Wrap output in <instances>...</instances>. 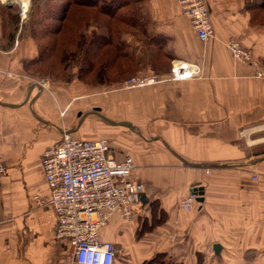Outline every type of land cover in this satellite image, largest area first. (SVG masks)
I'll return each instance as SVG.
<instances>
[{
    "label": "crops",
    "instance_id": "0c3cea01",
    "mask_svg": "<svg viewBox=\"0 0 264 264\" xmlns=\"http://www.w3.org/2000/svg\"><path fill=\"white\" fill-rule=\"evenodd\" d=\"M147 1L148 17L167 35V61L200 72L174 81L170 65L166 80L143 92L148 103L117 93L90 107L87 89L43 85L28 72L38 43L15 37L18 10L0 0V264H77L70 241L57 237L42 167L64 131L109 141L117 161L134 159L132 179L145 185L146 208L128 221L115 215L100 231L116 247L115 264L119 256L143 264L159 253L178 264H264V23L253 21L254 0H205L216 32L206 43L177 0ZM257 13L260 21L264 11ZM230 39L251 63L233 59ZM97 109L109 121L98 115L105 121L98 124ZM195 189L186 212L181 202Z\"/></svg>",
    "mask_w": 264,
    "mask_h": 264
},
{
    "label": "built area",
    "instance_id": "2783aa9c",
    "mask_svg": "<svg viewBox=\"0 0 264 264\" xmlns=\"http://www.w3.org/2000/svg\"><path fill=\"white\" fill-rule=\"evenodd\" d=\"M17 3L23 22L28 17L29 7ZM177 3L201 42L215 39L205 0H177ZM226 47L235 61L252 62L251 53L236 39L228 40ZM199 72V67L175 60L170 79L190 80ZM163 81L153 75L132 78L126 85L134 88ZM41 83L45 85L44 81ZM42 167L51 193L49 203L58 218L57 237L70 241L74 261L77 264H115L116 247L111 242L101 241L100 231L113 216L128 221L146 208L143 203L145 185L132 179L136 169L134 159L127 155L117 161L109 141L82 140L64 131L61 141L44 153ZM4 171L5 166L0 163V175ZM196 201L195 195H189L181 202V209L192 211Z\"/></svg>",
    "mask_w": 264,
    "mask_h": 264
},
{
    "label": "trees",
    "instance_id": "16d2710c",
    "mask_svg": "<svg viewBox=\"0 0 264 264\" xmlns=\"http://www.w3.org/2000/svg\"><path fill=\"white\" fill-rule=\"evenodd\" d=\"M142 1L45 0L39 22L41 27L36 34L38 55L27 62V70L39 76L44 73L55 76L56 70L62 68L67 73L61 78L64 82L85 81L93 77L99 84L97 86L110 84L107 81L109 67L116 59L131 61L133 68L139 66V61L135 60L136 52H127L130 45L121 35H132L138 30L146 32L147 22L135 10ZM250 11L253 21L264 23V17L260 16V21L255 18L257 12L264 11V0H254ZM148 44L163 52L167 37L158 34L151 37ZM143 264L178 262L168 254L159 253Z\"/></svg>",
    "mask_w": 264,
    "mask_h": 264
},
{
    "label": "rangeland",
    "instance_id": "374dc122",
    "mask_svg": "<svg viewBox=\"0 0 264 264\" xmlns=\"http://www.w3.org/2000/svg\"><path fill=\"white\" fill-rule=\"evenodd\" d=\"M27 1L29 3L28 17L25 21L20 23L21 25L20 28L17 27L15 31V37L20 40H23V38L28 37V39L33 38L34 39L33 41H36V34L37 32H39V29L41 27L39 22L43 10L45 9V0H27ZM9 2H12L14 7H16V9L18 10V14H19V6L17 1L14 0ZM147 4L148 1L143 0L142 2L138 3L135 6V10L138 12V14L141 15L144 20H146L145 22H147L146 32L144 30L143 31L138 30L132 35L130 34L126 35V33L121 35L123 36L122 39L130 45V47L127 48V52L129 53L136 52L135 60L139 61V66L133 68V64L131 63V61L122 58L116 59L115 62L109 67L107 81L110 84H106V86H97L99 84L97 80L93 77L90 79H86L85 81H79L78 79H74L70 83H67L61 80V78H63V75L67 74L62 70V68L56 70L55 76L50 75V73H44L43 76H39L37 74H34L33 72L31 74L35 75L36 77L40 78L43 81H47V82L53 81L64 85H72L76 83V86L79 87V89H87L85 93L89 92L90 95H92L90 96V98L87 99V103L90 104V107L91 106L99 107L100 104H102V102H106L105 98L107 97L113 98L117 93L124 94V100L128 103L131 102L148 103L147 93H143V92H146V90L150 89L151 87L163 83L166 80L163 77L167 76V70H169L170 65H171L170 71H172L173 62H171L172 63L171 64L170 61H167V46L165 49H163V52H160L159 50L155 49L154 47L148 44L151 37L156 36L158 34L163 35L162 34L163 31H161V33L157 31V29L155 28V24L151 21L152 19L148 17L147 11H145V9H147ZM86 31L84 30L83 32ZM164 36L167 37V35ZM32 71L34 70L32 69ZM153 75L158 76L160 79L164 81L149 86H136L134 88L133 87L131 88V86L130 88H128L126 85V83L132 78L149 77ZM80 86L83 88H80ZM100 92H106V94L100 96L99 95ZM77 111L80 110L77 109ZM111 112H112L111 115H113L114 117V110H112ZM85 113L87 112H82L83 115ZM93 113L96 114L95 117H93V119H95L98 124L102 125L105 123V121H103L99 117L101 114L99 111L95 110L93 111ZM76 117L77 119H79L78 116ZM122 262H123L122 257L119 256L117 264H122Z\"/></svg>",
    "mask_w": 264,
    "mask_h": 264
},
{
    "label": "water",
    "instance_id": "95a60500",
    "mask_svg": "<svg viewBox=\"0 0 264 264\" xmlns=\"http://www.w3.org/2000/svg\"><path fill=\"white\" fill-rule=\"evenodd\" d=\"M96 111H99V109H97ZM103 119H105L106 121H109L107 118H105L104 116H102V115H100ZM121 124H123V125H128V126H132L131 125V123H128V122H123V123H121ZM198 189H195L194 190V195H197L198 193ZM199 201L201 202L202 200L201 199H199Z\"/></svg>",
    "mask_w": 264,
    "mask_h": 264
},
{
    "label": "bare ground",
    "instance_id": "6f19581e",
    "mask_svg": "<svg viewBox=\"0 0 264 264\" xmlns=\"http://www.w3.org/2000/svg\"><path fill=\"white\" fill-rule=\"evenodd\" d=\"M17 2H22L25 7H28L29 3L27 0H15Z\"/></svg>",
    "mask_w": 264,
    "mask_h": 264
}]
</instances>
